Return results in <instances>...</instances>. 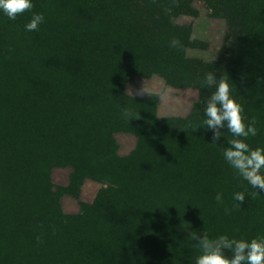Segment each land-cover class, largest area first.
<instances>
[{
  "label": "trees",
  "instance_id": "obj_1",
  "mask_svg": "<svg viewBox=\"0 0 264 264\" xmlns=\"http://www.w3.org/2000/svg\"><path fill=\"white\" fill-rule=\"evenodd\" d=\"M204 1L227 24L210 62L186 53L192 29L179 19L193 0H33L45 16L38 32L24 30L30 12L0 16V264H192L191 231L264 232V192L225 163L194 110L203 116V74L228 75L258 128L247 142L264 146V0ZM173 37L182 49L169 47ZM154 76L200 91L186 117H161L148 95L127 93ZM121 106L137 115L121 118ZM119 133L137 139L126 156ZM56 168L71 169L66 187ZM101 175L115 181L105 206L82 203L66 220L63 195Z\"/></svg>",
  "mask_w": 264,
  "mask_h": 264
},
{
  "label": "clouds",
  "instance_id": "obj_2",
  "mask_svg": "<svg viewBox=\"0 0 264 264\" xmlns=\"http://www.w3.org/2000/svg\"><path fill=\"white\" fill-rule=\"evenodd\" d=\"M34 7L33 0H0V16L14 21L18 16L30 12L31 16L24 24V30L38 32L45 22V16L43 13L32 11ZM166 11L171 12V9ZM169 47L182 49L184 46L179 38L173 37L169 41ZM198 83H202V86L209 90L200 101L203 116L199 115L200 109H194L201 128L212 133L209 144L221 147L223 160L235 174L258 190V194L264 192V146L253 147L247 142L249 137L257 136L258 128L255 119L247 118L242 105L233 95L232 81L228 75L217 76L214 71H206ZM136 94L149 96L145 85L138 89ZM166 94L167 90L164 92V95ZM120 115L130 121L137 112L127 106H121ZM226 133L230 138L226 139ZM221 138L226 142V146L218 143ZM232 199L238 202L234 207H241L246 199L245 192H233ZM215 200L218 204H224L223 193L218 192ZM232 210L224 206L225 215L230 216ZM188 239L195 241L194 247L198 250L192 264H264V232L251 238H237L228 233L210 236L209 232L203 229L200 232L191 231ZM37 240L40 241V237H37Z\"/></svg>",
  "mask_w": 264,
  "mask_h": 264
},
{
  "label": "rangeland",
  "instance_id": "obj_3",
  "mask_svg": "<svg viewBox=\"0 0 264 264\" xmlns=\"http://www.w3.org/2000/svg\"><path fill=\"white\" fill-rule=\"evenodd\" d=\"M179 23L188 24L192 29L191 39L186 47L187 55L209 62L216 60L227 31L225 19L213 17L204 0H193L189 13L182 16ZM143 85L149 93V104H157V112L161 117H186L199 100L200 91L198 89H175L166 85L165 81L158 76L152 78L137 77L128 84L127 93L131 96L147 95L136 94ZM165 90H167L166 95H164ZM116 138L120 146V155L126 156L135 149L137 144L135 136L119 133ZM70 173V168L54 169L53 180L55 184L66 187L69 184ZM114 183V179L109 175H101L82 181L71 192L63 195L61 199L65 219L72 220L79 213L82 203L103 208L106 203L105 188Z\"/></svg>",
  "mask_w": 264,
  "mask_h": 264
}]
</instances>
